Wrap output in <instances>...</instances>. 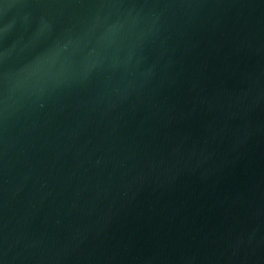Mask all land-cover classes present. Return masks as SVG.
I'll return each instance as SVG.
<instances>
[{"label":"water","instance_id":"water-1","mask_svg":"<svg viewBox=\"0 0 264 264\" xmlns=\"http://www.w3.org/2000/svg\"><path fill=\"white\" fill-rule=\"evenodd\" d=\"M0 264H264V0H0Z\"/></svg>","mask_w":264,"mask_h":264}]
</instances>
